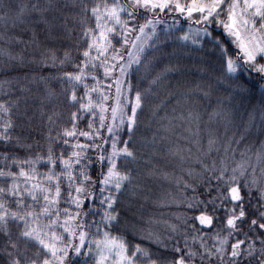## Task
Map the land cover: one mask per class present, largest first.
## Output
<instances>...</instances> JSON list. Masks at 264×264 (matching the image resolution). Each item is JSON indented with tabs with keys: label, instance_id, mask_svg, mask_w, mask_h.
Listing matches in <instances>:
<instances>
[{
	"label": "snow or ice",
	"instance_id": "1",
	"mask_svg": "<svg viewBox=\"0 0 264 264\" xmlns=\"http://www.w3.org/2000/svg\"><path fill=\"white\" fill-rule=\"evenodd\" d=\"M53 7L69 5L45 7L40 0H0L3 18L14 24H23L26 17L36 14L38 22L50 25L45 14ZM72 7L79 8L86 47L75 63L66 51L61 65L72 63L75 69L63 77L72 86L69 100L78 107L70 113L69 127H63L55 139L48 135L46 155L21 160L8 151L0 154L5 162L0 168V264H264V140L254 152L255 163L247 152H241V161L227 179L228 169L223 168L215 177L216 185L208 183L201 196L188 200L187 209L199 214H181L187 226L183 231L179 225L169 226L171 233L182 231V243L175 235L162 239L138 227L132 200L139 184L130 167L138 159L130 147L138 110L151 92V88L141 91L133 78L144 79L155 70L160 63L156 53L163 55L161 46L174 39L185 42L182 47L189 42L199 48L211 44L222 69L217 81L230 88L243 90L244 77L264 81V0H94L91 7L81 0ZM89 19L94 22L91 26ZM100 69L105 78L117 70L119 75L103 86L96 74ZM179 71L178 66L166 65L149 84L156 85L168 73ZM89 79L94 83L89 85ZM81 86L83 95L78 96L76 89ZM113 86L114 97L105 91ZM133 93L129 103L127 94ZM259 111L258 123L255 113H249L235 143L243 142L253 128L264 136V104ZM0 113L10 117L9 107L0 103ZM81 121H86V130L79 127ZM14 127L11 118L0 123V142L6 148L31 149L20 136L11 134ZM57 141L71 151L56 153ZM215 144V139L208 140L209 151ZM41 163L46 172L38 171ZM13 166L18 171H12ZM128 212L132 216L124 231L139 234L142 243L155 244L157 252L131 243L121 233L122 217Z\"/></svg>",
	"mask_w": 264,
	"mask_h": 264
},
{
	"label": "trees",
	"instance_id": "2",
	"mask_svg": "<svg viewBox=\"0 0 264 264\" xmlns=\"http://www.w3.org/2000/svg\"><path fill=\"white\" fill-rule=\"evenodd\" d=\"M12 2L17 3L18 0ZM80 2L40 0L45 7L50 4L69 5L68 8L49 9L45 15L50 25L38 22L36 14L26 17L23 24H14L12 19L3 18L4 10L0 9V103L10 109V117L0 113V123L11 118L15 125L11 134L20 136L25 144L32 146L31 149L6 148L0 142V154L8 151L21 160L35 158L37 154L44 156L49 144L48 135L55 139L63 127L70 126V113L76 111L78 105L69 100L72 86L63 74L75 69L72 63L61 65V61L67 51L73 63L77 62L82 59L79 53L86 47L81 36L79 8L72 7L73 3ZM83 2L91 7L94 0ZM87 23L91 26L94 22L89 19ZM167 23L170 24L171 19ZM184 26L187 27L186 24ZM33 32L36 33L35 38ZM184 43L168 40L166 47L161 46L164 54L156 53L160 56V63L155 70L144 79L133 78V84L138 85L141 91L151 88V92L146 95L142 109L138 110V126L130 145L138 156L137 161L130 164L139 184L137 196L132 200L138 227L150 229L162 239L175 235L181 243L182 231L187 227L181 222V214H199L187 209L188 200L201 196L208 183L216 185L215 177L223 168L228 169L225 174L227 179L231 169L241 161V152H247L251 162L255 163L254 152L260 147L259 141L264 140L259 130L253 128L243 142H234L244 131L249 113H255L257 123L260 120L259 110L264 104V87L260 85L264 81L244 77L243 90L235 86L230 88L228 83L217 81L222 69L211 44L199 48L189 42L182 47ZM148 51L151 55V49ZM166 65L178 66L180 71L170 72L158 84L150 85L149 81ZM118 73L117 70L113 77L105 78L102 69L96 72L103 86L112 84ZM87 82L89 85L94 83L91 79ZM76 91L78 96L83 95L82 86ZM105 91L115 96L114 86L110 90L105 87ZM203 92L209 95L204 96ZM127 95L131 103L134 93ZM93 98H96L95 95ZM218 112L220 115L216 114ZM79 127L86 130V121H81ZM123 135L127 139L126 132ZM210 138L216 140L211 151L208 145ZM81 142H85L83 138ZM226 147L228 151H225ZM65 150L71 151L65 148L62 141L55 143L56 153ZM4 167L5 162L0 155V168ZM37 169L42 173L47 171L43 163L38 164ZM11 170L18 171L15 166ZM189 172L192 174L189 175ZM0 183H3V178H0ZM186 184L191 187H186ZM61 207L68 205L62 204ZM131 216L132 212H128L127 217H122L121 233L133 244L142 243L139 234L133 236L124 231V224ZM173 224L180 226V234L170 232L169 226ZM210 237L211 233L209 244L212 243ZM142 246L149 247L153 252L158 251L157 246L147 240L143 241Z\"/></svg>",
	"mask_w": 264,
	"mask_h": 264
},
{
	"label": "rangeland",
	"instance_id": "3",
	"mask_svg": "<svg viewBox=\"0 0 264 264\" xmlns=\"http://www.w3.org/2000/svg\"><path fill=\"white\" fill-rule=\"evenodd\" d=\"M187 27H185V29H186ZM118 75H119V73H118ZM90 239L92 238V237H89Z\"/></svg>",
	"mask_w": 264,
	"mask_h": 264
},
{
	"label": "water",
	"instance_id": "4",
	"mask_svg": "<svg viewBox=\"0 0 264 264\" xmlns=\"http://www.w3.org/2000/svg\"><path fill=\"white\" fill-rule=\"evenodd\" d=\"M218 30V29H217Z\"/></svg>",
	"mask_w": 264,
	"mask_h": 264
}]
</instances>
